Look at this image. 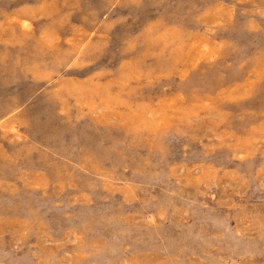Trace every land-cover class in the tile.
<instances>
[{"label": "rangeland", "instance_id": "374dc122", "mask_svg": "<svg viewBox=\"0 0 264 264\" xmlns=\"http://www.w3.org/2000/svg\"><path fill=\"white\" fill-rule=\"evenodd\" d=\"M0 264H264V0H0Z\"/></svg>", "mask_w": 264, "mask_h": 264}, {"label": "bare ground", "instance_id": "6f19581e", "mask_svg": "<svg viewBox=\"0 0 264 264\" xmlns=\"http://www.w3.org/2000/svg\"><path fill=\"white\" fill-rule=\"evenodd\" d=\"M153 28V27H152ZM179 29V28H178ZM91 36V35H90ZM160 37V36H159ZM85 43V42H84ZM59 47H60V45H59ZM78 47V46H77ZM51 48V47H50ZM79 48V47H78ZM39 50V49H38ZM47 50V49H46ZM65 50V49H64ZM23 52V51H22ZM43 52V51H42ZM28 53V52H27ZM22 55V54H21ZM26 56V55H25ZM9 58H10V56H9ZM24 59V58H23ZM28 62V61H27ZM41 62V61H40ZM25 63V62H24ZM33 63V62H32ZM38 63V62H37ZM26 67V66H25ZM30 67V66H29ZM42 70V69H41ZM54 72V71H53ZM27 73V72H26ZM26 73H25V75H26Z\"/></svg>", "mask_w": 264, "mask_h": 264}]
</instances>
